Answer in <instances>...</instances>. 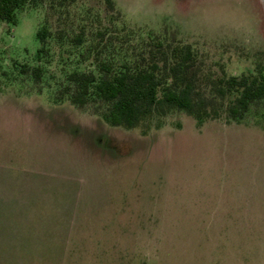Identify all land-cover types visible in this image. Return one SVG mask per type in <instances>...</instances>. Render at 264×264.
<instances>
[{
	"label": "rangeland",
	"instance_id": "obj_1",
	"mask_svg": "<svg viewBox=\"0 0 264 264\" xmlns=\"http://www.w3.org/2000/svg\"><path fill=\"white\" fill-rule=\"evenodd\" d=\"M111 2L44 0L0 23V264H264V106L236 123L214 99L216 119L171 110L127 130L55 101L149 32L192 47L211 98L208 80L264 64V0Z\"/></svg>",
	"mask_w": 264,
	"mask_h": 264
},
{
	"label": "trees",
	"instance_id": "obj_2",
	"mask_svg": "<svg viewBox=\"0 0 264 264\" xmlns=\"http://www.w3.org/2000/svg\"><path fill=\"white\" fill-rule=\"evenodd\" d=\"M43 1L0 0V23L16 25L19 10ZM105 2L113 8L111 0ZM48 35L45 28L36 34L42 45L36 53L37 61L47 53ZM75 40L77 45L83 41L81 36ZM141 47L131 62L118 67L97 59V73L71 72L66 77V92L59 93L55 101L66 99L76 107L99 104L103 108L102 119L108 125L127 130L146 126L171 110L192 116L198 124L216 119L219 110L209 107L214 99L225 106L226 120L236 123L245 120L255 108L264 106V64L256 65L252 73L208 80L212 95L208 98L202 93L198 57L190 45L181 43L175 34L167 40L149 32L147 42ZM19 73L30 74L38 82L43 70L23 64Z\"/></svg>",
	"mask_w": 264,
	"mask_h": 264
}]
</instances>
